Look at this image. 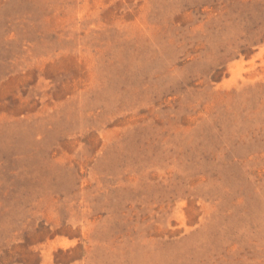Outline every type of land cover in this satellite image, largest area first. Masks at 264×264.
<instances>
[{"label": "rangeland", "instance_id": "rangeland-1", "mask_svg": "<svg viewBox=\"0 0 264 264\" xmlns=\"http://www.w3.org/2000/svg\"><path fill=\"white\" fill-rule=\"evenodd\" d=\"M0 264H264V0H0Z\"/></svg>", "mask_w": 264, "mask_h": 264}]
</instances>
